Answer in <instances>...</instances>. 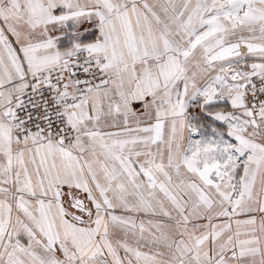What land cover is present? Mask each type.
<instances>
[{
  "label": "snow or ice",
  "instance_id": "obj_1",
  "mask_svg": "<svg viewBox=\"0 0 264 264\" xmlns=\"http://www.w3.org/2000/svg\"><path fill=\"white\" fill-rule=\"evenodd\" d=\"M0 264H264V0H0Z\"/></svg>",
  "mask_w": 264,
  "mask_h": 264
}]
</instances>
